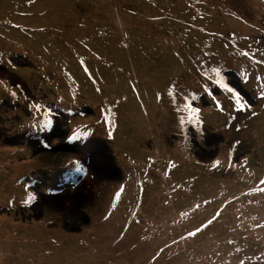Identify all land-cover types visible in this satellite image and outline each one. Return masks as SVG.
Masks as SVG:
<instances>
[{
    "label": "rangeland",
    "instance_id": "374dc122",
    "mask_svg": "<svg viewBox=\"0 0 264 264\" xmlns=\"http://www.w3.org/2000/svg\"><path fill=\"white\" fill-rule=\"evenodd\" d=\"M262 93L264 0H0V264H264Z\"/></svg>",
    "mask_w": 264,
    "mask_h": 264
},
{
    "label": "snow or ice",
    "instance_id": "6c2138e0",
    "mask_svg": "<svg viewBox=\"0 0 264 264\" xmlns=\"http://www.w3.org/2000/svg\"><path fill=\"white\" fill-rule=\"evenodd\" d=\"M245 55H247V53H245ZM214 71H216V70H214ZM217 74H219V73H217ZM229 91H232L231 89H229ZM262 95H264V93H262ZM237 103L238 104H240V107H241V109H243V107H244V104H242V103H240V101L239 100H237ZM208 223L209 224H211L212 223V221L210 220V221H208ZM191 236H195L196 235V233H192V234H190Z\"/></svg>",
    "mask_w": 264,
    "mask_h": 264
},
{
    "label": "flooded vegetation",
    "instance_id": "af4514ba",
    "mask_svg": "<svg viewBox=\"0 0 264 264\" xmlns=\"http://www.w3.org/2000/svg\"><path fill=\"white\" fill-rule=\"evenodd\" d=\"M243 91L245 92V94L248 96V92L245 90V89H243ZM247 100H248V97L246 98ZM248 101H250V100H248ZM203 136V135H202ZM201 136V137H202Z\"/></svg>",
    "mask_w": 264,
    "mask_h": 264
},
{
    "label": "clouds",
    "instance_id": "9594fccd",
    "mask_svg": "<svg viewBox=\"0 0 264 264\" xmlns=\"http://www.w3.org/2000/svg\"><path fill=\"white\" fill-rule=\"evenodd\" d=\"M233 85V84H232Z\"/></svg>",
    "mask_w": 264,
    "mask_h": 264
}]
</instances>
